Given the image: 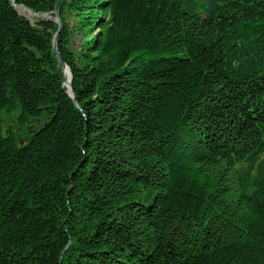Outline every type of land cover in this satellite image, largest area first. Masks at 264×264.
I'll return each mask as SVG.
<instances>
[{
  "label": "trees",
  "instance_id": "obj_1",
  "mask_svg": "<svg viewBox=\"0 0 264 264\" xmlns=\"http://www.w3.org/2000/svg\"><path fill=\"white\" fill-rule=\"evenodd\" d=\"M14 3L0 264H264V0Z\"/></svg>",
  "mask_w": 264,
  "mask_h": 264
},
{
  "label": "water",
  "instance_id": "obj_2",
  "mask_svg": "<svg viewBox=\"0 0 264 264\" xmlns=\"http://www.w3.org/2000/svg\"><path fill=\"white\" fill-rule=\"evenodd\" d=\"M11 1H12V5H13L14 7L20 6V7L22 8V10L27 11V13L32 14V15H38V14L34 13L32 10L26 8L25 6H22V5H16V4L14 3V0H11ZM41 17H43V18L48 17V18H49V16H48L47 14H43V15H41ZM55 17H56V21L59 23V14L57 13ZM57 33H58V32H57ZM57 33L55 34V36H54V40H53V50L56 51V52H57V47H56ZM57 57H58V59H59V61H60V63H61L62 71L65 72L66 69L68 70V76H69V78L67 79L68 86H66V84H65L66 78H63V83H64V85L67 87V89H66V93H67V94H68L73 100H75L74 93H73V90H72V88H71V74H70V69H69V67L66 65V63L63 61V59L61 58V56H60V54H59L58 52H57ZM68 87H69V92H68Z\"/></svg>",
  "mask_w": 264,
  "mask_h": 264
},
{
  "label": "rangeland",
  "instance_id": "obj_3",
  "mask_svg": "<svg viewBox=\"0 0 264 264\" xmlns=\"http://www.w3.org/2000/svg\"><path fill=\"white\" fill-rule=\"evenodd\" d=\"M20 13H26V15L28 14V15H30L31 17H33V16H38V15H32V14H29V13H27V11H24V10H20ZM47 15L49 16L50 19H52L53 21L57 22L55 16H53L52 14H47ZM30 16H29V17H30ZM45 18H48V17H45ZM14 114H15V116H13V119L16 117V118H15V121H14V122H10L8 118H5V125H11V126H14L15 129H18L19 127H21V126H23V125H21L20 122H19V120L17 119V117H18V115H19V112H18V111H17V112H14ZM4 116L7 117V116H9V114L4 113V114H3V117H4ZM36 125L38 126V124L36 123L35 126L33 127L31 123H26V124H25V129H26V128H28V129L30 128L31 130H29V131H30L29 134H31V133L33 132V130H35L34 128L37 127ZM31 126H32V127H31ZM21 128H23V127H21ZM37 128H38V127H37ZM37 128H36V129H37ZM26 130H27V129H26ZM26 130H25V131H24V130H20V134H21V136H23V137L26 136L27 131H28V130H27V131H26Z\"/></svg>",
  "mask_w": 264,
  "mask_h": 264
},
{
  "label": "bare ground",
  "instance_id": "obj_4",
  "mask_svg": "<svg viewBox=\"0 0 264 264\" xmlns=\"http://www.w3.org/2000/svg\"><path fill=\"white\" fill-rule=\"evenodd\" d=\"M17 9L22 10V8L20 6H17ZM64 73L66 74V78L68 79L69 78V76H68V70L66 69ZM65 82L67 83L66 86H68V82L67 81H65ZM68 92H69V87H68Z\"/></svg>",
  "mask_w": 264,
  "mask_h": 264
}]
</instances>
